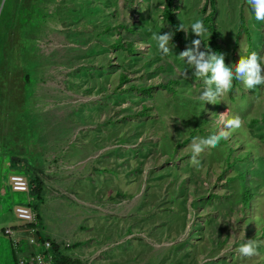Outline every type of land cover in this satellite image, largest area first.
<instances>
[{"label": "rangeland", "instance_id": "1", "mask_svg": "<svg viewBox=\"0 0 264 264\" xmlns=\"http://www.w3.org/2000/svg\"><path fill=\"white\" fill-rule=\"evenodd\" d=\"M175 2L188 27L212 10L209 0ZM164 4L0 0V264H13L3 227L31 238L12 208L27 203L36 248L26 258L48 240L50 264H264V85L237 81L216 104L199 101L203 81L178 58L180 44L165 57L152 40L172 33ZM215 6L225 63L264 56V22L246 0ZM106 25L117 27L105 35ZM126 32L125 50L115 43ZM197 38L183 31L187 47ZM222 112L242 127L224 129L229 138L193 165L185 140L220 131ZM12 170L28 176L29 193L12 190ZM249 239L257 255L242 257Z\"/></svg>", "mask_w": 264, "mask_h": 264}, {"label": "clouds", "instance_id": "2", "mask_svg": "<svg viewBox=\"0 0 264 264\" xmlns=\"http://www.w3.org/2000/svg\"><path fill=\"white\" fill-rule=\"evenodd\" d=\"M246 2L253 11L255 19L264 22V0H246ZM179 29L186 34L190 29L198 37L191 41V47H187L179 53L178 58L193 69V74L197 79L203 81L204 87L197 97L199 101L216 104L221 97L231 91L234 80L241 81L247 89L264 85V56L251 52L247 56L240 57L235 68H232L225 63L223 53L217 54L211 50L201 51L203 38L209 35L202 20H195L190 27L182 23L179 25ZM173 35L171 32L152 34V40L156 42L157 51L162 56L166 57L172 53L169 43L172 41ZM184 75L187 77L186 70ZM217 122L222 125L220 131L206 137L196 136L191 139L190 157L193 165H199L198 158L205 150L216 148L222 139L229 138L230 132L224 129L236 131L243 125V121L238 115L227 118L226 113L223 112L219 114ZM237 251L246 258L257 255V248L251 239L242 243ZM201 264H206V261H202Z\"/></svg>", "mask_w": 264, "mask_h": 264}, {"label": "trees", "instance_id": "3", "mask_svg": "<svg viewBox=\"0 0 264 264\" xmlns=\"http://www.w3.org/2000/svg\"><path fill=\"white\" fill-rule=\"evenodd\" d=\"M209 2L211 4V6H212V10L209 13H207L206 15H204L202 17V19H201L203 21V23H204L205 28L208 29V33H209V35L207 37V45H206V48L204 49V51L205 50H213L214 52L219 54V53L222 52V48H221V43H220V41L218 39V28H217L216 24L213 22V16H214V13L216 11L215 0H209ZM177 9H178V6H177L175 0H165L164 8H163V11H162V16H163L164 20L169 24L170 29L172 30V33L174 34L173 35V39H172V41L170 43H172V44H180V49H181V51H183V50H185L187 48V46L183 42V31L179 29V25H181V23H180L179 19L177 18V14H176ZM203 10H204V8H203ZM116 27L117 26L106 25V29H104L102 31V34H105V31L107 29H109V32H110L112 29H114ZM242 27H244L243 26V22H242ZM126 34L128 35V38H123L122 39L121 36H118L117 40H122V41H119V44L117 42L115 43L118 46L124 47L125 50L128 48L127 43L133 44V39L130 36L134 35V33L133 34H128L126 32ZM251 52H253V51L249 50L248 51V55ZM123 79H121V80L124 81ZM237 81L238 80H234L233 81V85H235L237 83ZM172 82H178V80H174V81L170 80L169 82H167V84L169 85ZM162 85L164 86L166 84H162ZM170 89H172V87H170ZM143 109H146L145 105H143L142 110ZM262 120L264 122V113L262 114ZM253 121H257V120L254 119ZM210 134H212V132L209 133V135ZM192 137H194V133L193 132L190 134L189 138L186 139L185 141H188ZM221 141H223V140H221ZM228 154H230V153H228ZM228 156L226 158L227 160H228ZM234 159L235 160H233V162L236 161V160H239V159L243 160L242 155H239L238 157H236ZM244 193H247V192H244ZM249 198H250L249 195L244 194V202L245 203L249 202ZM262 236L264 237V227L262 228ZM63 262H64V260L61 261L60 264H63ZM67 262H71V261L67 260Z\"/></svg>", "mask_w": 264, "mask_h": 264}, {"label": "built area", "instance_id": "4", "mask_svg": "<svg viewBox=\"0 0 264 264\" xmlns=\"http://www.w3.org/2000/svg\"><path fill=\"white\" fill-rule=\"evenodd\" d=\"M9 184L13 191L16 192H25L29 193L30 191V183L25 175L22 173L14 172L9 177ZM16 215L29 223H34L35 213L33 209L29 205L18 204L15 207ZM35 231V229H33ZM6 233H10V228H5ZM41 249L42 253H37L35 256L37 257V261L35 260V256H31L29 258H20L15 264H43V257L45 256L47 264H50L54 258V250L52 248V243L48 240L42 243ZM45 253V255H43Z\"/></svg>", "mask_w": 264, "mask_h": 264}, {"label": "crops", "instance_id": "5", "mask_svg": "<svg viewBox=\"0 0 264 264\" xmlns=\"http://www.w3.org/2000/svg\"><path fill=\"white\" fill-rule=\"evenodd\" d=\"M13 171V173L14 172H18V173H20L19 171H17V170H12ZM24 175V174H23ZM26 176V175H25ZM26 178L29 180V178H28V176H26ZM29 183H30V180H29ZM18 205V204H17ZM17 205H13L12 206V208L14 207V213L16 214V212H15V207L17 206ZM25 205H29L31 208H32V206H31V204L30 203H27V204H25ZM33 209V208H32ZM3 210V209H2ZM33 211H34V209H33ZM34 213H35V211H34ZM36 214V213H35ZM17 216V215H16ZM18 217V216H17ZM19 218V217H18ZM25 222H27V221H25ZM26 224H28L29 226H31L30 227V230H31V235L29 236V237H31L30 239H29V241L26 239V237H22V236H17V235H15L14 233H13V230L12 229H15V228H12V227H14V226H12V225H10V226H5L6 228L7 227H9L10 229H11V232L10 233H6V234H8L9 236L11 235V237H10V245H9V248H10V253H11V255H10V258H11V260H12V263L13 264H15L17 261H18V259H20V258H26L28 255V253L30 252V248L31 249H33V248H36V242H35V240H36V235L34 234L35 233V231L33 230V229H35V226H33V224L32 223H29V222H27ZM5 227H3L2 229H4V233H5ZM23 229H18V230H16L15 232H17V231H22ZM20 233V232H19ZM33 235V236H32ZM30 243V244H29ZM16 245L18 246V247H16ZM38 245V244H37Z\"/></svg>", "mask_w": 264, "mask_h": 264}]
</instances>
